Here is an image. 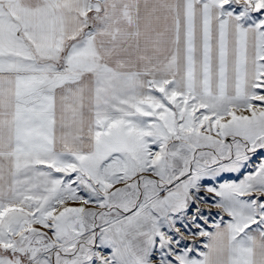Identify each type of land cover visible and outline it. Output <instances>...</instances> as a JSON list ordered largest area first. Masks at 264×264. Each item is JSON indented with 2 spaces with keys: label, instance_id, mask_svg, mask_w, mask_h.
<instances>
[{
  "label": "snow or ice",
  "instance_id": "6c2138e0",
  "mask_svg": "<svg viewBox=\"0 0 264 264\" xmlns=\"http://www.w3.org/2000/svg\"><path fill=\"white\" fill-rule=\"evenodd\" d=\"M0 264H264V0H0Z\"/></svg>",
  "mask_w": 264,
  "mask_h": 264
}]
</instances>
